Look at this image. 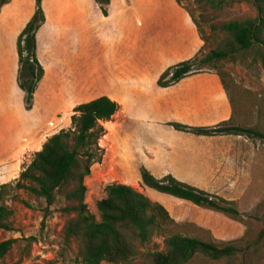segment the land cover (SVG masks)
I'll use <instances>...</instances> for the list:
<instances>
[{
	"label": "rangeland",
	"instance_id": "rangeland-1",
	"mask_svg": "<svg viewBox=\"0 0 264 264\" xmlns=\"http://www.w3.org/2000/svg\"><path fill=\"white\" fill-rule=\"evenodd\" d=\"M38 10L34 54L43 75L34 80L29 70L19 64L16 43ZM199 12L195 0H110L108 5L99 0H40L39 6L37 0H9L2 5L0 55L13 46L12 54L6 57L22 122L17 128L18 114L0 87V158L13 154L0 165V186L14 184L40 145L70 127L77 106L107 95L132 97V92H127L131 82L129 89L138 90L133 94L134 102L122 99L117 103L121 113L104 124L106 133L99 141L103 158L106 149L124 141L113 136L117 124L123 123L121 129L133 131L132 142L136 140V144L157 147L168 154L173 168L175 163L183 172V180H178L213 198L235 202L240 214L236 220L173 199L165 202L180 225L191 223V237L237 250L234 256L220 261L195 255L187 264H264V138L245 132L256 129L264 135V66L252 59L224 64L222 70L231 82L225 91L215 70L201 66L209 44L202 41L194 25L193 17L199 18ZM255 16L256 10L245 1L220 11L218 21ZM154 22L160 24V31L140 44ZM203 28L207 34V25L203 24ZM30 55V49H25L23 60L31 59ZM187 62L192 72L172 83L175 69ZM103 78L109 86L102 83ZM21 85L31 88L29 96ZM159 101L166 103L160 111L168 120L166 124L191 129L219 127L223 132L194 144L189 142L191 133L159 128L149 122L150 117L156 118ZM173 150L187 161L176 162ZM93 178L91 175L87 181L86 202L98 219L96 203L102 199L105 187L96 186ZM150 193L154 202L155 197H162ZM44 207L43 203L32 202V209L14 208L20 233L0 232V242L33 239L30 257H23L16 246L10 255L0 258V264H79L75 253L62 242L61 205L52 206L46 219ZM155 242L161 246L159 240ZM152 250L150 244L141 251L146 254Z\"/></svg>",
	"mask_w": 264,
	"mask_h": 264
},
{
	"label": "trees",
	"instance_id": "trees-1",
	"mask_svg": "<svg viewBox=\"0 0 264 264\" xmlns=\"http://www.w3.org/2000/svg\"><path fill=\"white\" fill-rule=\"evenodd\" d=\"M8 1L0 0V7ZM99 1L102 5L110 2ZM177 1L181 3L184 0ZM245 1L256 10L255 17L218 21L220 11ZM195 3L200 12L199 18L192 16L194 25L202 41L209 44V50L200 60L201 66L214 69L223 89L227 91L231 82L228 74L222 70L224 64L252 59L264 66V0H195ZM39 14L38 10L16 43L19 64L29 70L34 80H40L43 75L34 54L35 21ZM40 19L43 20L42 16ZM203 24L208 27L207 34ZM25 49H30L32 58L24 61ZM191 67V63L187 62L176 68L171 82L175 83L190 74ZM168 75L164 74L161 79H166ZM21 87L27 96L31 94V88ZM118 111L119 105L106 96L82 103L74 109L70 127L54 134L43 144L14 184L0 186V232L20 233L15 222L16 206L32 209V202L43 203L46 219L50 208L60 204L59 214L64 219L62 242L65 248L75 253L79 264H187L195 255L212 261L234 256L237 250L233 246L216 245L191 237L188 233L191 223L180 225L167 208L131 186L115 183L106 185L105 197L96 203L99 218L90 212L86 202V180L91 175L92 167L103 160L104 150L100 148L99 141L106 133L104 124L110 122ZM166 125L175 131L203 137L223 132L219 127L191 129L178 124ZM245 132L264 138L263 133L256 129H246ZM139 174L142 189L148 188L233 220L239 218L235 202L213 198L170 174L157 179L143 167ZM156 240L160 241L161 246L156 244ZM32 241H1L0 258L10 255L16 246L22 251L23 257L29 258ZM21 244H24V248ZM150 244L154 250L143 253L141 250Z\"/></svg>",
	"mask_w": 264,
	"mask_h": 264
},
{
	"label": "crops",
	"instance_id": "crops-1",
	"mask_svg": "<svg viewBox=\"0 0 264 264\" xmlns=\"http://www.w3.org/2000/svg\"><path fill=\"white\" fill-rule=\"evenodd\" d=\"M22 27H21V29H22ZM160 28H161L160 24H158L156 22L151 23L148 26V29L146 30V32H144L142 38L140 39V44L143 43V41H144V43H146L147 39L155 37L157 32L160 31ZM21 29H19V32ZM145 37H147V38H145ZM12 43H13V41H12ZM14 43H15V40H14ZM120 44H121V42L118 45H120ZM12 49H13V46L9 47L7 50H4L5 53L3 55H0V87L3 89L2 93L5 94L9 98V100L11 101L10 104H11V107H12L14 113L18 114L16 122H17V128H20V125L22 122L21 121L20 106L18 103H16L17 102V94H16L17 92L15 91V86L13 83L14 82L13 81V75H12V72L9 68V62H7V57H6V55L10 56L12 54ZM132 77L133 76H131V78ZM103 80L104 81H102V83H106V85L109 86V81L106 82L104 78H103ZM115 80H113L114 81L113 85H115V83H116ZM187 80H191V78L186 79V81ZM97 81H99V79ZM91 83H90V85H94ZM129 84L131 85L132 83L130 82ZM129 84H128L127 92L131 91L132 97H130L129 95L127 97H124V98H122L120 96L119 97L113 96V95H107L106 97L110 98L111 100L115 101L118 104L120 101H122V99L125 101L127 98H129L131 100L130 102H132V101L134 102L133 94L137 93L138 90L135 87H132L131 89H129V87H130ZM110 85H112V82ZM94 90H97V88ZM0 97H2V96L0 95ZM96 98H98V97H96ZM96 98H94V99H96ZM94 99H91V100H94ZM165 106H166L165 102L159 101L158 106H157L156 118L150 117L149 122H154V124H156L159 128H163V129L166 128L167 131L174 132L175 130L173 128L166 125V122H168L167 118H164L163 115H160V111ZM119 113H121V110L118 111V113L114 117H117L119 115ZM126 119H125V122L127 123L129 121V118L127 117ZM106 124H108V123H106ZM148 124H151V123H148ZM122 125H123V123L117 124V130L113 133V136L116 138L118 137L120 140H124V141L120 144L118 143L117 146L112 147L110 150L106 149V153H105L106 157L103 158V160L100 164H95L92 167L91 175H94L93 180H94V184H96V186H99V187L104 186L105 187L108 184H114V183L127 185V186H131V187L143 192L148 198H151L152 195L150 192H154V191H152L148 188L142 189L140 187L141 179H140L139 170L142 167L145 168L150 174H152L157 179H160V178L170 174L173 177H176L175 179H177V180L178 179L183 180V178H182L183 175H181V174H183V172L180 170H177L175 163H174L175 166L173 168L172 163H170L167 159V157H168L167 153L163 152L160 148H157V147H150V146L144 145L142 143L136 144L135 143L136 140L134 142H132L131 139L133 138V140H134L133 133H132L133 131L131 130L130 133H127L128 131L123 127L122 129L125 130V133H124L121 129ZM31 133H32V130H31V132L28 133L27 137H29ZM185 134H187V133H185ZM188 135H190V136H188L189 142L194 143V144H197L202 139L208 138V137H203V136H194L191 134H188ZM128 139L130 141H128ZM42 146L40 145V147L38 148V151L42 148ZM173 152H174V150H173ZM174 153H175V156L177 157L176 162L178 161V163H179L180 161H187V157L177 155V152H174ZM12 156H13V154L11 152L10 154H6L5 156L1 157L0 158V165L4 161L10 159ZM16 160H17V158H16ZM88 179L89 178H87V180H86V185H87ZM178 181H180V180H178ZM154 193H156V192H154ZM160 195L162 196L161 198L155 197L154 200H155V202L158 201V203H160L163 206H164L166 201H168L169 199H173L172 197H169V196H165L162 194H160ZM104 197H105V193L102 196V199ZM173 200H176V199H173ZM86 201H87V199H86ZM176 201H179V200H176ZM179 202L184 203L181 201H179ZM165 208H167V207H165ZM174 209H175V207H174Z\"/></svg>",
	"mask_w": 264,
	"mask_h": 264
}]
</instances>
